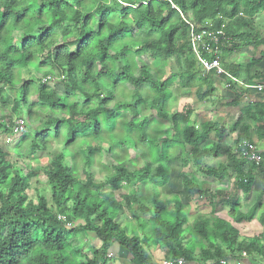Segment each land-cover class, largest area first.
Returning <instances> with one entry per match:
<instances>
[{"label": "trees", "instance_id": "16d2710c", "mask_svg": "<svg viewBox=\"0 0 264 264\" xmlns=\"http://www.w3.org/2000/svg\"><path fill=\"white\" fill-rule=\"evenodd\" d=\"M260 14H264V0H0V105L9 112L6 121H1L0 132L13 134L12 129L18 126L11 119L13 115L21 119L18 120L24 128H28L26 124L30 125L31 119L37 120L38 125L29 128L34 135L27 138L31 161L38 160L36 154L46 151L50 140L60 144V152L43 161L40 169L49 200L41 193L34 200L29 199L30 179L36 178L37 173L29 165L14 167L0 151V264H109L112 260L120 262L118 251L126 252L122 261L126 264H162L180 258L183 264H244L242 253L258 254L264 260L260 238L242 239L235 227L252 220L264 225V207L257 211L263 192L242 214L237 198L204 191L203 181L184 176V192L207 198L209 205V211L189 221L178 197L162 200L159 187L154 185L152 200L145 205L135 191L138 184L154 179L166 183L168 158L179 149L190 154L207 180L221 183L232 179L236 192L250 194L255 173L259 170L264 174V164L255 166L240 156L243 142L249 141V127L240 126L238 118L227 130L214 122H204L196 128L190 119L191 107L172 113L166 105L175 80L181 89H195L200 102L210 98L215 90L213 72L200 77L192 71L194 59L181 16L199 25L210 22L214 30L224 26L231 45L221 48V65L246 85L253 79L264 80V74L253 72L256 61L239 66L225 64V60L236 50L264 46V39L253 34V19ZM129 17L134 18L130 26L125 23ZM117 18L119 25L113 22ZM93 22L97 26L89 30ZM146 26L149 37L163 33V46L121 50L114 56L126 62L116 64V58L106 49L119 40L134 38ZM106 29L104 49L98 46L99 56L78 64L83 52ZM57 34L62 41L49 46L48 41ZM146 50H150V64H137L127 54L134 51L139 56ZM170 59L177 71L166 77L164 68ZM23 70L30 75L43 73L31 80H20ZM218 78L225 80L224 76ZM50 80L59 81L62 94L48 86ZM230 89L234 104L246 92L244 87L234 85ZM32 95L35 102L29 100ZM144 103H149L156 116L167 122L169 135H161L159 124L149 129V118L139 110ZM22 112L29 122L20 116ZM241 112L257 121L258 115L264 117V103L249 104ZM37 113L43 117L35 116ZM238 126L235 149H222L224 137L234 134ZM210 135L216 144L206 151L200 145ZM126 138L147 154L149 162L139 170L127 171L122 165L126 152L117 145ZM104 146L109 159L115 162L110 170L99 161ZM114 149L125 154L115 155ZM218 151L226 155L228 164L217 168L200 166L207 152L216 158ZM77 159L84 167L83 179L78 177ZM96 165L99 171H105L100 182H95L89 173ZM151 166L154 172L148 177ZM124 188L129 192L117 200L116 192ZM220 204L228 206L231 223L215 217ZM125 210L132 212L140 234L120 227V215ZM146 214L147 218H140ZM58 216H63L65 222ZM79 234L91 235L98 241L90 254L81 251L76 239ZM150 247L165 250L161 262L153 261L147 251Z\"/></svg>", "mask_w": 264, "mask_h": 264}, {"label": "rangeland", "instance_id": "374dc122", "mask_svg": "<svg viewBox=\"0 0 264 264\" xmlns=\"http://www.w3.org/2000/svg\"><path fill=\"white\" fill-rule=\"evenodd\" d=\"M146 64H150V60L147 58L144 60ZM156 66V64L153 65V67ZM177 67L176 64L174 63L173 59H170L169 62L167 63V66L164 68V74L166 77H169L170 72H176ZM193 71H195V68H193ZM43 72L40 73H27L25 70L20 71V80H31L32 76L33 77H40ZM48 86L52 89H55L58 94H62V86L60 85L58 80L55 81H48ZM172 96L167 102V109L169 112H179L182 111L183 109L187 107L192 108V115L190 117L192 124L198 128L201 123L205 122L209 116V113H212V107L208 102V99H204V101H198L197 97L194 94V91L191 89H181L180 85L177 80L173 83V85L170 87ZM147 92V91H146ZM5 95H8V92L4 90ZM29 100L31 102H35V96L32 95L29 97ZM80 100V98H78ZM126 101H129V99H126ZM217 109V108H215ZM139 110L141 111L142 116H146L149 118V129L152 130L155 125H160L162 129L161 135H169L170 133V128L167 124V122L159 119L155 111L150 107L149 103H144L143 105L139 106ZM215 111V110H214ZM8 109L7 107L1 106L0 105V124L4 121V118L8 115ZM39 115V118L43 117V115L37 113L35 114ZM25 121L29 122L26 118V115L24 112L20 115ZM33 118V117H32ZM12 121L15 122V125L17 124L18 126L14 127L13 134H2L0 132V151L2 153H5L7 156V160L14 166V167H22L24 165H29V167L37 173L36 178L30 179V186L29 190L27 191V197L31 200H34L37 194L43 195L46 200H49V190L46 184L44 183V177L41 174L40 169L43 167L44 163L43 161L53 159L59 152H60V144L56 143L53 140H50V143L48 145V148L46 151H39L36 154V157L38 160H32V156L29 155V150H28V139L31 138L32 131L29 129H34L37 125L38 122L34 118L31 119L32 122L30 121V125L26 124V127L24 128L21 126V123L16 115L12 116ZM21 120V119H20ZM2 121V122H1ZM117 132H119V129L117 127ZM115 130V132H116ZM1 131V130H0ZM235 139V136L231 138V140H227L226 137H224L222 144H220V147L222 149H225V147H231L233 145V141ZM216 144V140L213 137V135L209 136V139L207 142L203 143L200 145L202 149H205L208 151L211 149V147ZM118 147H122L126 154L119 149H114L113 152L116 154H120V156H123L125 154V161H122V165L127 169V171H133V170H139L141 167L146 165L149 162V159L147 157L146 152L143 150L140 151L141 146H138L137 148L134 147V143L126 138L123 139L120 143L117 145ZM104 153L102 154V157L100 158V164L102 166H105L108 170L111 169L112 165L115 164V162H112L109 158V155L106 154V149L107 147L104 146ZM231 150L235 149V147L229 148ZM147 151V149H146ZM212 153L207 152V156L205 159H203V162L200 166L203 167H213L217 168L219 165H226L228 164L226 155L218 151L216 152L217 157L212 158L211 156ZM78 158V157H77ZM78 161V167H77V173L78 177L83 179L82 171L84 170V167L82 166V163L80 159H77ZM131 161L132 163H130ZM66 163L68 165H71V162L66 159ZM168 168H169V176L168 180L166 183H160L158 179H154L152 181H149L150 183H147L145 185L143 184H138L135 187V191L137 196L143 197L145 200L143 204L149 205V203L152 200V195H153V186L156 185L159 187V194H160V199H169L172 196H176L179 198L181 201L182 205L184 206L185 211L187 212L188 218H190L189 221L194 219L195 217L198 216V214L204 215L206 211H209V205H208V200L207 198L204 197H199L196 194H188L184 192L183 185H182V180L184 176L187 177H192V181H203V190L204 191H217L220 193H223L225 197L231 198L235 197L238 198L239 194L236 192L232 186V179H226L221 183L213 182L211 179L207 180V178L203 177L202 173L199 171V166H195L193 159L190 157V154L187 153V151H182V150H175L172 152L168 158ZM100 169L98 165H96L93 170L89 171V173L92 175L94 178L95 182H100L105 178V171L104 170H98ZM112 171V170H111ZM154 168L151 166L150 168V173L148 177H150L151 174H153ZM262 175H264L262 173ZM262 175L259 176L262 178L261 180L258 178L257 183L254 186V193L263 192L261 195V203L262 200L264 202V176ZM38 181V182H37ZM129 192V189L127 190L126 188L121 189L120 191L116 192V199L120 200L119 195H125L126 193ZM251 197V198H250ZM254 195H250L249 197H241L238 201L240 202V212H245V210L250 209V207L253 206L254 202L256 201L253 200ZM136 206H133V209L135 210ZM171 209V206H168V210ZM200 211H199V210ZM228 206L226 204H220L215 213V217L219 219H224L227 221H231L228 216ZM137 214V213H136ZM119 219V224L120 227L123 229H126L127 232H132L136 231L137 234L141 233V229L138 227V224L133 221L132 217V212L125 210L122 215H120ZM140 216V215H139ZM148 215L140 216V218H147ZM241 227L240 225L238 228ZM143 231V230H142ZM240 234L242 235L244 232L239 230ZM189 237H186V241H189ZM76 239L79 241L81 251L83 253H91L92 246H97L94 244V237H85L82 235H76ZM185 241V243H186ZM149 254L152 256L153 261L155 263H159L163 260V256L165 254V250H161L158 248H153L150 247L149 250H147ZM123 258L127 256L126 252L122 253ZM119 264H126L124 262ZM115 263L114 260L110 261L109 264H118Z\"/></svg>", "mask_w": 264, "mask_h": 264}, {"label": "crops", "instance_id": "0c3cea01", "mask_svg": "<svg viewBox=\"0 0 264 264\" xmlns=\"http://www.w3.org/2000/svg\"><path fill=\"white\" fill-rule=\"evenodd\" d=\"M253 27H254V33L255 35L259 36L261 39H264V14H260L259 16L255 17L253 19ZM191 54V53H190ZM194 59V58H193ZM251 60L256 61V66L254 67L253 72H258L260 74H264V46H259L255 50L252 48H242L239 50L234 51L231 55L226 57L225 64H231V65H239L244 66L250 63ZM221 63V60H220ZM193 68H195V71H193ZM225 70V69H224ZM192 71L200 77H203L204 75H201L197 68L195 67V61H194V67H192ZM230 74V73H229ZM231 75V74H230ZM239 80V79H238ZM242 82L241 80H239ZM214 82V93L209 98L208 102L212 107V113H209L208 119L205 122H214L217 124H221L227 128L231 127L233 124L236 123L237 119H240V126H247L249 127L248 131V143L253 144L256 147V150L258 154L261 157V162L264 164V117L263 116H257V121H253L249 118H247L245 115L242 114L241 110L246 107L249 104H262L264 103V89H245V94L241 96L238 99V102L234 104L233 102V91L230 87L227 89L225 88V80L218 78L217 75L213 77ZM261 82H264L262 79H253L246 85H253V84H259ZM243 88V87H242ZM191 90V89H190ZM195 93V89H192ZM205 88H203V91ZM240 93V92H237ZM241 94V93H240ZM204 101V100H203ZM217 108V109H215ZM215 110V111H214ZM204 123V122H203ZM240 126L236 128V132L234 134H227L225 137L227 140H231L233 136H236L240 133ZM232 141V140H231ZM231 147H234L232 145ZM231 147H225L226 149ZM259 170L255 173V181L252 186V191L248 195H244L242 192H238L239 197L237 200L241 199V197H249L250 195H254L253 200L256 199L255 202L258 201L259 192L253 194L254 186L257 183L258 178L261 180L262 178L259 176ZM251 198V197H250ZM239 202V201H238ZM254 202V203H255ZM240 203V202H239ZM254 205V204H253ZM264 202L262 200L261 208H259L257 211L260 212L263 210ZM251 208V207H250ZM249 209L245 210V212H242V214H245L248 212ZM224 220V219H222ZM227 221V220H224ZM231 223V221H227ZM241 226L238 228V226ZM236 229L239 231L241 229L242 232H244L242 235L239 232V236L243 239H250L252 237L260 238V243L264 247V225L260 226L255 220H252L251 222H241L238 225H235ZM89 237H92L91 235H88ZM87 237V236H86ZM93 238V237H92ZM94 244H98V241H94ZM117 253V251H116ZM115 253V255H116ZM123 251H118L117 258L119 259L120 263L126 259L123 258L124 255ZM242 256V255H241ZM115 261V260H114ZM241 262L244 264H264L263 258L258 254H252V255H245L242 256ZM115 263H118L117 260ZM119 264V263H118Z\"/></svg>", "mask_w": 264, "mask_h": 264}, {"label": "built area", "instance_id": "2783aa9c", "mask_svg": "<svg viewBox=\"0 0 264 264\" xmlns=\"http://www.w3.org/2000/svg\"><path fill=\"white\" fill-rule=\"evenodd\" d=\"M187 28V39L189 50L194 58L195 67L201 75L213 72L217 76L225 77V88L230 86L245 87L246 89H264V82L253 85H243L237 78L230 75L220 63V50L223 46L230 47V39L226 36L222 26L220 29H212L210 22L199 25L191 20L181 16ZM240 156L244 157L248 162H252L255 166L261 163V157L256 147L248 142H243L240 149ZM60 221L65 222L63 216L57 217ZM69 226V224H66ZM242 256H245L242 253ZM109 257V256H108ZM224 264L223 262H220ZM162 264H183V260L177 259L175 262L163 261Z\"/></svg>", "mask_w": 264, "mask_h": 264}, {"label": "clouds", "instance_id": "9594fccd", "mask_svg": "<svg viewBox=\"0 0 264 264\" xmlns=\"http://www.w3.org/2000/svg\"><path fill=\"white\" fill-rule=\"evenodd\" d=\"M135 6V5H133ZM115 24L119 25L121 23L120 19L117 18L113 21ZM125 23L127 25H133L134 24V18L129 17ZM96 22H93L90 25V29H95L96 28ZM148 33V26H146L142 31H140L134 38H125L122 40H119L118 42L114 43L112 47L107 48L106 50L109 52V54L113 57H115V62L116 64H123L126 61L120 60L118 57L114 56V53H119L121 50H126V49H147V46L151 45L153 46V49L155 47H161L163 46L160 42L163 39V33L156 34L154 36L149 37L147 35ZM108 31L107 29L104 32V35L99 36L98 39L93 40L91 45L83 52V54L80 56V60L77 62L78 64H82L83 61L92 59L93 57L99 56L100 52L98 51V46L100 49H104V40L105 37L107 36ZM62 41V37L57 34L52 40L48 41L49 46H54L57 43H60ZM129 57H134V61L137 64H140L142 61L146 60L148 56L150 55V50H146L143 52L142 55L135 56L134 51H128L127 52ZM112 67L114 68L115 66L112 64Z\"/></svg>", "mask_w": 264, "mask_h": 264}]
</instances>
